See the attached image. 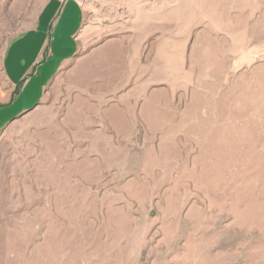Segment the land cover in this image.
<instances>
[{"label": "rangeland", "instance_id": "1", "mask_svg": "<svg viewBox=\"0 0 264 264\" xmlns=\"http://www.w3.org/2000/svg\"><path fill=\"white\" fill-rule=\"evenodd\" d=\"M248 9L200 10L188 61L170 80L155 63L148 88L106 66L129 39L84 79L83 56L128 19L86 11L102 35L0 132V264H264V0Z\"/></svg>", "mask_w": 264, "mask_h": 264}, {"label": "crops", "instance_id": "2", "mask_svg": "<svg viewBox=\"0 0 264 264\" xmlns=\"http://www.w3.org/2000/svg\"><path fill=\"white\" fill-rule=\"evenodd\" d=\"M90 1L83 6L80 0H0V10H7L10 29L16 31L0 55V132L39 106L59 70L71 72L79 65L83 35L97 33V37L98 31L102 35V25L85 26L87 10H126L128 19L124 28L83 56L84 79L97 52L129 39V56L114 50L106 66L113 70L128 64L123 77L136 76L148 88L155 82V63L169 64L164 77L170 80L171 64L188 61V32L199 21L200 10L219 14V10H249L251 5V0H114L113 5L110 0Z\"/></svg>", "mask_w": 264, "mask_h": 264}]
</instances>
